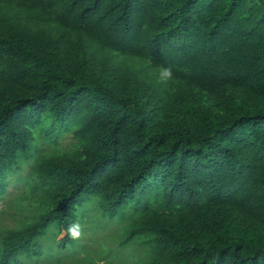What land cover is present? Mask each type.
<instances>
[{"label":"trees","instance_id":"trees-1","mask_svg":"<svg viewBox=\"0 0 264 264\" xmlns=\"http://www.w3.org/2000/svg\"><path fill=\"white\" fill-rule=\"evenodd\" d=\"M37 131L76 143L0 264L93 202L148 264H264V0H0V181Z\"/></svg>","mask_w":264,"mask_h":264},{"label":"rangeland","instance_id":"rangeland-1","mask_svg":"<svg viewBox=\"0 0 264 264\" xmlns=\"http://www.w3.org/2000/svg\"><path fill=\"white\" fill-rule=\"evenodd\" d=\"M37 133L31 156L13 165L12 172L0 181V249L6 232H20L46 211L41 197L44 185L35 176L36 163L52 153L67 154L76 143L71 132L56 137L54 144ZM130 219L128 212L122 217H109L102 214L96 202L83 203L68 235L63 228L48 227L36 242L38 256L19 254L15 264H148L150 253L143 240L126 242ZM67 236L71 243L60 247Z\"/></svg>","mask_w":264,"mask_h":264}]
</instances>
